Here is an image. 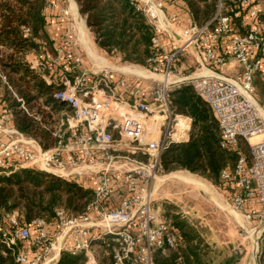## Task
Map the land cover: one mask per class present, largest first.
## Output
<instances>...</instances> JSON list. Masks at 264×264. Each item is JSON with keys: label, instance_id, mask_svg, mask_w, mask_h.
Instances as JSON below:
<instances>
[{"label": "built area", "instance_id": "2783aa9c", "mask_svg": "<svg viewBox=\"0 0 264 264\" xmlns=\"http://www.w3.org/2000/svg\"><path fill=\"white\" fill-rule=\"evenodd\" d=\"M177 2L167 7V0H131L151 25L152 44L162 50L144 69L160 78L96 66L87 56L90 64L84 63L81 30L83 39L92 43L93 38L76 2L47 3L56 12L50 23L64 24V30L54 39L52 54L29 52L24 59L49 87L51 104L62 108L56 124L46 127L56 141L42 148L17 130L11 113L0 107V173L35 167L91 188L92 197L80 213L56 209L51 221L19 223L15 213L8 215L5 244L20 242L15 264L54 261L60 251L82 253L91 264V246L100 239L108 241L111 264H157L158 251L176 249L180 234L153 205V193L154 180L163 172L161 153L189 138L191 118L169 104L170 91L180 84L190 85L208 104L220 146L239 153L220 178L230 191L229 207L255 237L251 256L259 257L264 233V98L256 92L259 82L264 87L259 0H238L244 9L238 25L222 0L203 25L195 24ZM183 54L192 57L195 68L179 75L175 63ZM240 140L247 143L248 159L238 150ZM244 252L240 243L232 249L234 255Z\"/></svg>", "mask_w": 264, "mask_h": 264}, {"label": "trees", "instance_id": "16d2710c", "mask_svg": "<svg viewBox=\"0 0 264 264\" xmlns=\"http://www.w3.org/2000/svg\"><path fill=\"white\" fill-rule=\"evenodd\" d=\"M74 1L99 48L115 50L123 60L146 67L149 58L161 54L160 48L151 42V25L134 8L131 0ZM180 1L197 25H203L212 18L217 4V0ZM48 2L0 0V107L11 113L12 123L17 130L35 138L42 148H48L56 141V137L43 125L44 122L35 117V113L48 117L42 106L51 105L49 87L28 68L23 59L29 52H54V40L48 36L46 26L56 12L47 7ZM224 7L225 12L232 16L233 23L238 25L244 9L239 4L229 9ZM262 15L260 12L259 18ZM169 104L175 112L191 118V129L186 142L172 144L161 153L163 171L185 169L203 176L219 188L223 187L221 170L232 169L239 153L220 146L218 124L208 104L186 84L171 90ZM91 197V188H84L72 179H64L35 167L0 173V264H15L13 254L20 248L19 241L7 246L6 236L1 231L3 221L12 212L18 211L20 223H29L35 218L51 221L55 210L62 209L60 204L74 205L75 210L71 213L76 214L82 211ZM169 220L181 240L176 249H167L164 253L158 251L155 258L157 264H208L196 241L197 235L189 225L178 220L177 216ZM97 243L108 251V241L100 239ZM108 256L109 260L99 261L98 264H111L109 252ZM261 259L264 264V238ZM84 261L82 253L74 255L60 251L55 264H83Z\"/></svg>", "mask_w": 264, "mask_h": 264}, {"label": "rangeland", "instance_id": "374dc122", "mask_svg": "<svg viewBox=\"0 0 264 264\" xmlns=\"http://www.w3.org/2000/svg\"><path fill=\"white\" fill-rule=\"evenodd\" d=\"M172 2L178 3L177 0H167V7ZM223 2L227 9H229L236 6L238 0H223ZM259 6L261 13H263L260 18L264 23V0H259ZM46 29L48 36L55 38L57 36L56 34L60 36L63 32L64 24L54 21L52 24H49ZM81 39H83L82 36ZM161 39L163 44L167 43L165 36L161 35ZM92 43L96 49V52L99 55L105 57L113 65V67L124 65H137L143 68L146 67L141 64L123 60L121 58V54L115 50L105 51L99 48L93 39ZM86 44L87 43H85V45ZM92 51L94 52V50ZM86 56L89 57L88 53L86 52L85 54L83 52V62L85 63L86 61V63L90 64L89 59L91 60V58L89 57L88 59ZM191 64L192 66H189ZM113 67L111 68H116ZM194 68L195 64H193L192 57L189 54H183L179 56L175 63V71L179 75H184L187 71L193 70ZM128 72L131 73L130 71ZM134 73L136 72H133V74ZM136 74L143 77V75L139 73ZM149 77L152 78V76ZM256 92L259 99L264 98V87L260 82L256 86ZM38 102L40 103L41 100L39 99ZM42 108L48 117L46 118V116L44 117L42 114L35 113L36 119L38 121L44 122L43 125L45 127H52L56 124L57 119L60 117L62 108L55 107L54 104L42 106ZM239 149L241 153H243L248 159L249 150L247 143L241 141ZM179 173L182 176L187 175L193 177L194 180L197 181V185L196 182L192 180H184L180 178ZM158 176L160 177L154 180L153 205L158 207L165 217L171 219L172 217L177 216L178 220H183L187 223V225H189L188 227H190L193 233L197 235L196 241L199 243V247L202 250L204 261L208 264H239L240 258L244 253L234 255L232 253L233 247L240 243L244 246L245 251L246 249L250 250V245L252 243L251 239H255V237L250 235L251 227L248 225V223L242 220L241 216L240 218L238 217V219L230 212L231 208L229 207V203L231 199L229 188L224 189L222 186L219 188L217 185L213 184L203 176L197 173H192L185 169H175L170 172L163 171ZM177 176H179V178ZM59 206L68 214H72L71 212H74L75 210L74 205L68 206L62 203ZM12 213L16 214L18 222L21 221V217H19L17 210ZM1 227V231L7 237L8 231L10 230L8 219L3 221ZM259 238L260 240H258V250L256 253L259 257H257V259L254 257L251 259L249 257L247 258L245 264H263L261 259V247L264 233ZM16 242L17 241H15V243ZM91 252L96 258L97 264L99 261L109 260L106 247L100 245L97 242L92 244ZM47 264H53V261L47 262Z\"/></svg>", "mask_w": 264, "mask_h": 264}, {"label": "bare ground", "instance_id": "6f19581e", "mask_svg": "<svg viewBox=\"0 0 264 264\" xmlns=\"http://www.w3.org/2000/svg\"><path fill=\"white\" fill-rule=\"evenodd\" d=\"M84 32H82L81 31V36H82V38L84 37ZM82 42H83V45L84 46H86V47H84V48H86L85 50L87 51V53H88V56L92 59V61L94 62V64L96 65V66H107V67H110L111 65H107V63H106V61H105V59L102 57V56H100V55H98V53L96 52V50H95V48H93L92 46H91V43H89L87 40H83L82 39ZM85 43H87L86 45H85ZM94 50V52L91 50ZM97 55V56H96ZM111 67H113V66H111ZM116 67V68H115ZM113 68H115V69H117V70H120V71H122V72H124V73H126V74H133V72H136V73H139V74H141V75H143V77L144 76H152V77H154V78H160V75H158V74H156V73H151V72H148V71H146L143 67H140V66H137V65H124V66H114ZM128 71H130L131 73H129ZM136 73H134V75H137V76H140V75H138V74H136ZM159 121V117H155V123H152V127L153 128H156L157 127V122ZM180 174V173H179ZM173 176H175V175H173ZM160 176H156V179H158ZM178 178H179V176H177ZM180 178H182V179H184V180H192V181H194V182H196V185H197V181H195L194 180V178L193 177H191V176H182L181 174H180ZM195 185V184H194ZM237 216V215H236ZM239 217V216H238Z\"/></svg>", "mask_w": 264, "mask_h": 264}, {"label": "crops", "instance_id": "0c3cea01", "mask_svg": "<svg viewBox=\"0 0 264 264\" xmlns=\"http://www.w3.org/2000/svg\"><path fill=\"white\" fill-rule=\"evenodd\" d=\"M50 24H52V22L50 23ZM49 25V24H48ZM48 25L46 26V28L48 27ZM82 31V30H81ZM82 32H84V31H82ZM57 36L54 38V37H52L53 39H57L58 40V34H56ZM80 36H81V34H80ZM84 46V45H83ZM91 46L93 47V48H95L94 47V45H93V43H91ZM96 50V49H95ZM86 51V50H85ZM87 52V51H86ZM99 55V54H98ZM100 56H102V55H100ZM103 57V56H102ZM104 59H105V61H106V63H107V65H111V66H113L105 57H103ZM92 60V59H91ZM86 62V61H85ZM94 63V62H93ZM230 212L236 217V218H238V216H239V218H240V215L238 214V213H236V212H234V211H232V210H230ZM237 215V216H236ZM238 218V219H239ZM243 220V219H242ZM250 232H251V229H250ZM93 255V254H92ZM59 256V255H58ZM58 256H56V258L55 259H53L54 261H53V264H55V262H56V260L58 259ZM156 256H157V253H156ZM251 258L252 259V256H251V250H249V249H246V251L244 252V254L242 255V257L240 258V261H239V264H245L246 263V260H247V258ZM86 261V260H85ZM85 261H84V263H85ZM93 261L94 262H92L91 264H97V260H96V258L93 256ZM47 262H50V260H46L43 264H47ZM83 263V264H84ZM86 264V263H85ZM251 264V263H250Z\"/></svg>", "mask_w": 264, "mask_h": 264}, {"label": "water", "instance_id": "95a60500", "mask_svg": "<svg viewBox=\"0 0 264 264\" xmlns=\"http://www.w3.org/2000/svg\"><path fill=\"white\" fill-rule=\"evenodd\" d=\"M24 63H26V59H23Z\"/></svg>", "mask_w": 264, "mask_h": 264}]
</instances>
